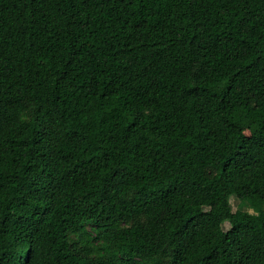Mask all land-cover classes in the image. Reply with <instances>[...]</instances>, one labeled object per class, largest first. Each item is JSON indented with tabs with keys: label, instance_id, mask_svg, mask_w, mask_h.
<instances>
[{
	"label": "trees",
	"instance_id": "16d2710c",
	"mask_svg": "<svg viewBox=\"0 0 264 264\" xmlns=\"http://www.w3.org/2000/svg\"><path fill=\"white\" fill-rule=\"evenodd\" d=\"M0 264H264V0H0Z\"/></svg>",
	"mask_w": 264,
	"mask_h": 264
},
{
	"label": "rangeland",
	"instance_id": "374dc122",
	"mask_svg": "<svg viewBox=\"0 0 264 264\" xmlns=\"http://www.w3.org/2000/svg\"><path fill=\"white\" fill-rule=\"evenodd\" d=\"M244 132H245L246 134L248 133V131H247L246 129L244 130ZM203 173H204V175H205L206 177H211V176L214 174V170L211 169L210 167L205 166V167H203ZM225 190H226V192H227V193L229 194V196H230V202H231V206H232V209H233V210H235V209H237V208H242V209H246V210L252 211V209L248 208L247 206H245V205H240V204H239L238 200L236 199V195L234 194V191H233V188H232V187H230V186H226V187H225ZM223 226H224L225 228H227V227H228V224L225 222V223L223 224Z\"/></svg>",
	"mask_w": 264,
	"mask_h": 264
}]
</instances>
